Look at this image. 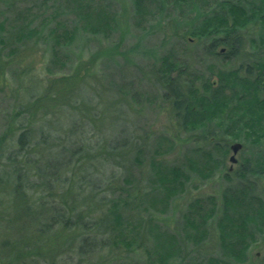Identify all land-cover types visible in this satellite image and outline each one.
<instances>
[{"label":"rangeland","instance_id":"1","mask_svg":"<svg viewBox=\"0 0 264 264\" xmlns=\"http://www.w3.org/2000/svg\"><path fill=\"white\" fill-rule=\"evenodd\" d=\"M69 1L7 0L11 10L9 11V7L4 10L0 7V22H5L2 25L3 38L7 37L10 31L8 25L12 20L32 22V28L36 30L31 39L26 37L21 42V36L15 37L16 33L8 34L9 44L0 49V141L5 120L18 114L32 118L29 126L34 132L35 148L31 155L37 159L42 154L40 161L44 159L42 156L47 157L49 154L48 147L56 148L54 146L59 141L58 138L68 140L63 145L66 149L72 148L68 145L72 142H77L78 145L82 142L85 145L90 140H97L98 148H102L115 139V136L119 140H127L123 148V154L128 150L127 155H124L126 161L129 159L127 163L117 167L115 163L104 160L101 164V167L108 168L107 175L115 176L108 181L114 196L108 192H99L95 202L104 199L108 203L111 198H116L118 188L125 187L131 192L132 208L123 212L125 222L116 241L106 231V223L103 225L105 228H100L97 233H86L77 228L62 230L59 227H54L51 231L43 230L44 232L25 231L19 226L25 220L21 221L19 211L10 210V196L6 191L1 194L0 184V263L264 264V230L254 234L255 238L252 235L247 257H242L239 261L223 257L214 226L216 219L221 218L222 197L230 194L232 197L235 189L240 190L242 186L238 179L240 175H237L244 164L243 159L250 152L239 150L235 156L236 163L231 164L228 162L232 155L230 150L225 156L217 153L219 142H198L194 139L195 134L184 132L173 118L170 108L162 102L158 91L150 86L149 82L154 79L150 76L145 79L144 76L150 70L147 61L130 60L129 56L125 60L119 54L134 46L138 37L145 36L144 47L156 49L157 58L167 57L171 52L170 55L176 56L184 65V78L192 80L195 77L196 85H200L201 77L215 84V75L219 69L236 68L245 59L222 66L221 58L228 53V47L216 44L208 52L204 48L208 45L204 43L207 40L203 39L199 43L194 36H189V19L192 17L188 5L179 10L169 7L162 13L159 11L158 18L162 20L159 28H151L150 33L145 35L148 28L146 23H154L148 19L147 11L140 14L141 24L135 20L130 0H94V3L107 2L106 5L113 6L115 14L124 16L123 20H130L125 40L119 41V36L114 34L79 33L78 44L74 43L71 51L62 53L55 48L58 39L54 38V33L56 25L68 28L74 20ZM211 1L208 3L212 7L214 1ZM56 17L60 19L57 20ZM54 20L61 23L55 24ZM76 29L80 30V25ZM256 30V27L248 29L245 34L248 41L255 38ZM114 46H117V54L112 61L107 58L106 51ZM244 46L246 48L242 53L249 54L247 42ZM83 101H86L85 106H82ZM83 111L86 116L81 115ZM77 122L79 123L72 134V123ZM75 148L76 146L73 149L76 150ZM100 151L98 149V155H103ZM92 154L96 156V151ZM208 154L215 159L210 165L206 162ZM56 156L57 154L53 155V158ZM6 165L1 160L0 142V183L1 175L5 174L1 172ZM172 170L175 175L169 177L170 181L162 182L163 175ZM8 172L9 170L6 171ZM257 176L252 181L255 184V195L259 190L264 193V173ZM63 178H69V175L65 174ZM50 183V195H53L51 200L58 202V198L68 189L62 187L61 182ZM73 183L76 184L72 186L75 199L69 197L65 201L68 206H73L72 213L66 214L67 218L69 216L74 220L78 214H82L87 216L88 222L103 221L106 208L102 210V214L95 210L93 204L89 203L92 200L84 201L89 196L90 188L83 187L81 193H78V179ZM252 192L251 190L248 194L249 198L252 197ZM135 197L140 199L136 203ZM243 198L247 197L244 195L236 200L240 202ZM87 203L89 206H86ZM214 205V218L209 217L200 226L195 211L200 212V215L208 214L209 208ZM233 206L237 209L236 217H242V205ZM212 213L213 211L210 212ZM31 220L32 218L29 219ZM187 222L200 227V241H197L198 238H187L188 235L196 238V234H199L188 227ZM258 227L264 228L261 224ZM235 234L240 235V232ZM92 238L98 242L105 240L104 248L101 249L95 243L85 252L81 251V241ZM231 238L234 239L230 236Z\"/></svg>","mask_w":264,"mask_h":264},{"label":"trees","instance_id":"2","mask_svg":"<svg viewBox=\"0 0 264 264\" xmlns=\"http://www.w3.org/2000/svg\"><path fill=\"white\" fill-rule=\"evenodd\" d=\"M208 1L130 0L135 20L141 24L140 14L147 11L148 19L154 23H146L148 28L145 35L150 33L151 28H159L162 22L158 18L160 16H158L159 11L162 13L169 7L172 10H179L184 5H188L192 17L189 19V27H191V31L187 32L189 36H194L193 38L199 43L203 39L207 40L204 43H208V45L204 48L208 52H211L216 44L228 47V53L221 58L222 66L232 64V62L241 60V58L245 59V62L243 63L242 60L236 68L219 69L215 75V84L209 79L201 77L200 85H196L195 77L192 80L188 77L184 78L185 72L182 70L184 65L178 58L176 56L172 57L171 52L167 57L157 58L156 49L143 46L145 36L138 37L134 46L119 55L124 56L125 60L129 56L130 60L141 59L147 61L150 70L149 74L144 76L145 79H147L146 76L154 79L153 82L148 81L150 86L158 91L162 102L170 108L173 118L176 119L184 132L195 134L194 139L198 142H206V140L210 143L212 141L219 142V145L215 146L219 149L217 153L222 156L228 153L230 146L234 143L240 144L242 151L250 152L248 157L243 159L244 164L237 175L238 177L240 175L238 179L242 182V186L240 190L235 189L236 191L232 193V197L231 194L222 197L221 214H219L221 218H217L214 225L218 232V242L223 257L240 261L242 257L247 255L252 235L255 238L254 234L264 230V228L260 229L258 227L259 224L264 227V193L259 190L255 195V184L252 182L254 177L257 178V175L264 173V0H212L214 1L212 7ZM69 2L74 20L68 28L56 25L54 33V38L58 39L55 45L56 50L62 53L71 51L74 43L75 45L78 44L79 33L84 32L92 35L101 33L118 35L119 41L126 39L130 20H123L124 16L115 14V11L112 10L113 6L106 5L107 2L94 3V0H70ZM7 4V0H0L1 9L4 10L9 7L10 11L11 7ZM91 15L95 17V20ZM56 19L60 18L56 17ZM57 20H54L55 24L61 23L60 21L56 22ZM4 23V21L0 22L1 50L9 44L8 34L16 33L15 37L17 35L21 36V42L26 37L31 39L32 34L36 32L35 28H32V22L20 23L12 20L8 25L10 31L7 33V37L3 38L4 27L2 25ZM79 25L81 29L77 30L76 27ZM255 27L257 29V34L254 33L256 34L255 38L248 41L245 34L248 29ZM246 42L250 52L245 55L242 51L246 48L244 46ZM116 54L117 46L106 51L107 58L112 61L115 59ZM157 73L159 77H157ZM85 103L86 101H83L82 106H85ZM31 106L34 107L33 104ZM81 115L86 116V112L83 111ZM5 121L6 125L3 134H1L0 142L1 160L3 159L7 165L4 167L5 170L1 172V174L5 173L1 175V194L6 191L10 196L8 200V204L10 203L11 206L10 210L21 213V221L25 220L24 224L22 223L24 226L19 225L21 229L41 232L46 231V229L51 231L52 228L59 227L62 230L77 228V230L86 233H97L106 223V231L109 235L112 234L111 239L118 240L117 235L120 234L119 230L125 222L123 212L132 208L130 190L125 187L118 188L116 198H111L108 203L104 199L99 202H95V200L99 192H108L111 196H114L108 181L115 176L114 174L107 175L108 168L101 167V164L104 160L111 164L115 163L114 165L117 167L127 163L129 159L127 158L126 161L125 156L128 151L126 147V154H123V148L127 140H123V142L122 138L119 140L120 138L115 136V139L109 141L110 143L102 148H98L97 140H94L95 142L91 140L84 142L85 145L82 142L80 145L77 142H72L68 144L72 148L66 149L63 145L68 140L58 138L59 141L54 146L56 148H53L55 153L53 149L48 147L49 154H47V157L42 156L44 159L40 161L42 154L37 159L31 155V153H34L32 150L35 148L34 132L30 130L31 126H29L32 123V118L25 114H18L10 116ZM78 123H72V131L70 130L72 134ZM48 138L51 137L48 136ZM43 142L46 143L45 140ZM75 146L76 150L73 149ZM57 147H60V152L56 150ZM9 148L12 149L9 150ZM98 149L101 150L100 153L103 155H98ZM95 151L96 156L92 154ZM37 153L40 154V152ZM61 153L63 156H60ZM55 154L58 157L53 158ZM206 158L208 159L206 161L208 165L215 160L210 154ZM206 158L204 157V159ZM7 170H9L8 173H6ZM65 174H68L69 178H63ZM91 174L92 179L90 178ZM174 175L173 170L169 174L163 175L162 182L170 181L169 177ZM76 179L79 181V189H76V192L81 193L83 187L91 190L89 196H87L88 198H85L84 201L92 200L89 203L93 204L95 210L101 212V214L103 213L102 210L106 208V213H103L106 216H102L103 221L88 222L87 216L82 214H78L74 220L69 216L67 218L66 214L68 212L72 213L73 206H68L65 201L69 197L70 199L73 197L72 186H76L73 183ZM50 182H61L62 187L68 189L65 190L64 195L58 198V202L51 200L53 195H50L52 190V183ZM68 184L69 187H67ZM250 189L253 194L249 198ZM242 193L247 198L237 202L236 199L244 196ZM106 198L108 197L106 196ZM135 198V203L140 200L137 198L135 201ZM230 203L242 205V217L241 215L236 217L238 216L237 209ZM86 206H89L88 203ZM215 209L214 205L209 208L208 214L204 213L202 215H200V212L195 211V214L198 215L195 217L200 220H197L200 226L201 223L205 224L209 217L214 218ZM212 211L213 213L210 214ZM224 214L228 215L229 218ZM232 215L233 218H231ZM30 218H32L31 221H29ZM3 220L1 219V221ZM192 222H187L188 227L200 235L196 234V238L188 235L187 238L191 240L198 238L197 241H200L202 238L201 229ZM235 232H240V235L235 234ZM100 233L104 235L102 232ZM230 236L234 239H230ZM95 243L103 249L105 240L98 242L94 241L93 238L84 239L81 241L80 250L85 252L87 248L92 247ZM170 243L172 244V239H170Z\"/></svg>","mask_w":264,"mask_h":264},{"label":"water","instance_id":"3","mask_svg":"<svg viewBox=\"0 0 264 264\" xmlns=\"http://www.w3.org/2000/svg\"><path fill=\"white\" fill-rule=\"evenodd\" d=\"M239 150H241V145L238 143H234L230 146V152H231V157L229 158V161L231 164H235L236 159L235 156L237 155V153L239 152ZM231 169V168H230Z\"/></svg>","mask_w":264,"mask_h":264},{"label":"flooded vegetation","instance_id":"4","mask_svg":"<svg viewBox=\"0 0 264 264\" xmlns=\"http://www.w3.org/2000/svg\"><path fill=\"white\" fill-rule=\"evenodd\" d=\"M1 264V263H0Z\"/></svg>","mask_w":264,"mask_h":264}]
</instances>
